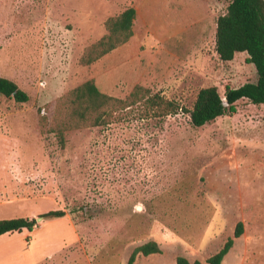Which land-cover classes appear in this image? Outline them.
<instances>
[{
	"label": "rangeland",
	"instance_id": "obj_1",
	"mask_svg": "<svg viewBox=\"0 0 264 264\" xmlns=\"http://www.w3.org/2000/svg\"><path fill=\"white\" fill-rule=\"evenodd\" d=\"M135 8L133 34L90 65L85 47L105 21ZM225 0H0V76L28 95L0 94V219L45 216L32 230L0 235V264H127L149 240L161 252L132 264H174L216 253L220 264H264V104L245 98L236 112L200 127L189 113L197 92L257 78L246 52L222 61L215 50ZM93 79L125 99L135 85L180 108L152 116L141 99L113 111L105 125L55 130L68 117L66 97ZM8 176H10L8 178ZM140 205V210L136 206Z\"/></svg>",
	"mask_w": 264,
	"mask_h": 264
},
{
	"label": "trees",
	"instance_id": "obj_2",
	"mask_svg": "<svg viewBox=\"0 0 264 264\" xmlns=\"http://www.w3.org/2000/svg\"><path fill=\"white\" fill-rule=\"evenodd\" d=\"M226 11L219 15L215 28V50L222 61H230L237 52H246V63L254 65L257 78L255 82H245L238 87H226L221 96L216 86L201 88L196 95L189 113L190 122L194 127L203 126L217 117L236 112V101L245 98L253 104H264V0H225ZM135 8L128 7L105 21L107 32L98 40L85 47L79 62L90 65L116 47L124 44L132 36V25ZM0 94L17 102H25L28 95L9 78L0 76ZM143 99L148 112L155 118H162L176 113L179 104L162 95L150 94L141 85H135L125 99L109 95L99 90L93 79H87L73 87L66 97L68 109L67 119L56 125L55 130L63 144L65 129L82 126L105 125L110 121L113 111L129 106ZM223 99L226 102H223ZM65 210H50L42 216L63 217ZM36 225L35 218L0 219V235L32 230ZM243 230L242 222H237L233 235L228 237L222 247L213 255L207 257V264H220L223 257L232 246L233 238L238 237ZM159 244L149 240L136 246L130 253L127 264H132L138 255L160 253ZM174 264H201L199 260L189 261L186 257L177 255Z\"/></svg>",
	"mask_w": 264,
	"mask_h": 264
},
{
	"label": "crops",
	"instance_id": "obj_3",
	"mask_svg": "<svg viewBox=\"0 0 264 264\" xmlns=\"http://www.w3.org/2000/svg\"><path fill=\"white\" fill-rule=\"evenodd\" d=\"M10 176H8L9 178ZM4 196H1L0 194V204L1 203H7V202H21V201H26L29 196L27 197L26 195H20V196H17V195H12V194H7V193H4L3 194ZM154 254H158V253H154Z\"/></svg>",
	"mask_w": 264,
	"mask_h": 264
},
{
	"label": "water",
	"instance_id": "obj_4",
	"mask_svg": "<svg viewBox=\"0 0 264 264\" xmlns=\"http://www.w3.org/2000/svg\"><path fill=\"white\" fill-rule=\"evenodd\" d=\"M223 102H226V100L223 99ZM141 208H142V207H141L140 205H137V206H136V209H138V210H140ZM44 217H45V216L39 215V216H36V217H35V220H36V222H37V221L42 220Z\"/></svg>",
	"mask_w": 264,
	"mask_h": 264
}]
</instances>
